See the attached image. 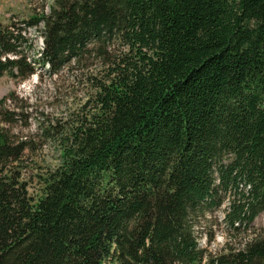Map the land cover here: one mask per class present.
I'll return each instance as SVG.
<instances>
[{"label": "trees", "instance_id": "16d2710c", "mask_svg": "<svg viewBox=\"0 0 264 264\" xmlns=\"http://www.w3.org/2000/svg\"><path fill=\"white\" fill-rule=\"evenodd\" d=\"M22 23L0 25V78L93 50L105 71L37 198L0 100V264H264V238L208 256L195 236L225 204L232 231L264 211V0H55Z\"/></svg>", "mask_w": 264, "mask_h": 264}, {"label": "rangeland", "instance_id": "374dc122", "mask_svg": "<svg viewBox=\"0 0 264 264\" xmlns=\"http://www.w3.org/2000/svg\"><path fill=\"white\" fill-rule=\"evenodd\" d=\"M54 1L0 0V25L23 27L22 22L30 17L48 15ZM41 29L40 24L27 33L35 49L42 46ZM118 50L119 45L110 42L105 51L115 55ZM105 57L93 50L56 74L38 68L26 80L7 75L0 78V100L5 101L3 109L11 117L2 127L13 143L24 146L22 157L13 168L19 171L31 197L41 194L44 179L61 163V142L67 129L87 114L88 101L94 94L92 78L99 79L104 74ZM225 206L201 218L195 227L199 245L208 256L240 249L253 238H264V211L249 230L232 231L223 224Z\"/></svg>", "mask_w": 264, "mask_h": 264}]
</instances>
